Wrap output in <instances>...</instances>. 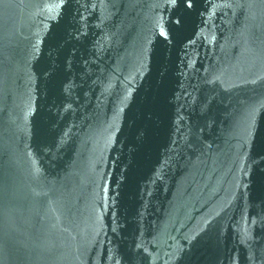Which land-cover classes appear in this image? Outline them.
<instances>
[{
    "label": "water",
    "instance_id": "obj_1",
    "mask_svg": "<svg viewBox=\"0 0 264 264\" xmlns=\"http://www.w3.org/2000/svg\"><path fill=\"white\" fill-rule=\"evenodd\" d=\"M0 264H264V0H0Z\"/></svg>",
    "mask_w": 264,
    "mask_h": 264
}]
</instances>
